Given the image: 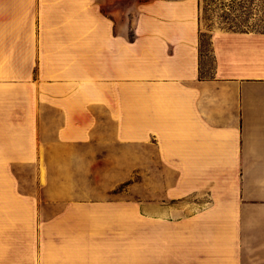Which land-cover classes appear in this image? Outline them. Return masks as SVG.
<instances>
[{"label": "crops", "instance_id": "0c3cea01", "mask_svg": "<svg viewBox=\"0 0 264 264\" xmlns=\"http://www.w3.org/2000/svg\"><path fill=\"white\" fill-rule=\"evenodd\" d=\"M227 2L220 10L247 15L243 24L264 23V0ZM118 3L96 0V7L129 10L136 37L127 39L128 22L120 25L96 12V66L128 77L142 72V79L114 92L112 103L127 136L144 137L145 162L175 172L167 183L160 180L163 195L150 196L151 208L153 200L181 199L174 225L145 227L160 233L154 262L264 264V29L210 30L212 69L201 74V25L212 19L206 0ZM24 6V0H0V54L5 41L23 39ZM196 197L202 205L190 199ZM8 207L6 188L0 187V264H8ZM67 207L75 214L62 217L71 228L63 239L88 241L80 235L86 206L73 201ZM22 259L15 257V263Z\"/></svg>", "mask_w": 264, "mask_h": 264}, {"label": "rangeland", "instance_id": "374dc122", "mask_svg": "<svg viewBox=\"0 0 264 264\" xmlns=\"http://www.w3.org/2000/svg\"><path fill=\"white\" fill-rule=\"evenodd\" d=\"M50 1L45 8L46 0H24L23 39L5 41L0 54V187L9 204L8 264H16L17 256L23 258L18 264H156L154 238L160 233L145 227L174 225L181 199L153 200L151 208L150 196L163 195L160 180L167 183L175 172L145 162L144 137L127 136L124 117L112 103L114 92L130 79H142V72H101L95 55L96 12L120 25L128 22L131 41L135 18L122 7L100 10L96 0ZM129 1L117 0L120 6ZM227 1L206 0L212 19L201 25V74L212 69L210 30L264 29V23L243 24L247 15L220 10ZM221 21L231 24H211ZM190 199L203 204L201 197ZM73 201L86 206L80 235L88 241L70 244L63 235L71 228L62 217L74 216L67 209Z\"/></svg>", "mask_w": 264, "mask_h": 264}]
</instances>
